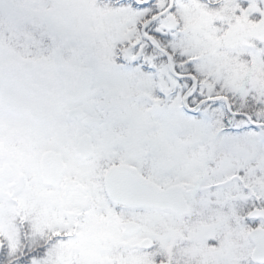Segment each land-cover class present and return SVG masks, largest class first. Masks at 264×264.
Returning <instances> with one entry per match:
<instances>
[{
  "label": "snow or ice",
  "instance_id": "6c2138e0",
  "mask_svg": "<svg viewBox=\"0 0 264 264\" xmlns=\"http://www.w3.org/2000/svg\"><path fill=\"white\" fill-rule=\"evenodd\" d=\"M0 264H264V0H0Z\"/></svg>",
  "mask_w": 264,
  "mask_h": 264
}]
</instances>
